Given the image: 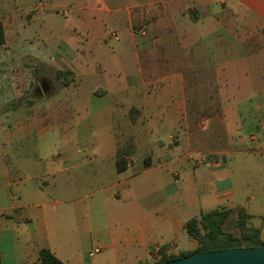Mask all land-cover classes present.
<instances>
[{
	"label": "crops",
	"instance_id": "crops-1",
	"mask_svg": "<svg viewBox=\"0 0 264 264\" xmlns=\"http://www.w3.org/2000/svg\"><path fill=\"white\" fill-rule=\"evenodd\" d=\"M65 1L0 0L6 35L0 46V264H40L43 249L63 264H154L163 247L171 255L181 238L194 241L188 221L218 210L237 219L241 212L248 231H258L264 242V50L248 44L264 29V0H168L171 30L139 41L127 31L112 37L103 20L95 33L83 35L79 27L89 22L85 11L127 16L129 0L118 9L109 0ZM189 6L208 15L214 7L218 32L209 25L197 33L203 20L183 15ZM61 8L68 9L64 22ZM68 32L75 36L70 42ZM166 38L173 41L165 52ZM32 39L56 55L55 67L22 49L14 58L12 47ZM182 39L189 40L184 64L196 73L193 82L181 74ZM159 48L178 56L177 72L149 78L141 68L136 78H119V61L112 69L96 56L104 49L112 56L132 52L141 63L143 54ZM36 62L44 74L71 71L74 77L48 97L60 102L46 104V112L36 97L24 100ZM18 63L28 68L26 83L18 80ZM205 67L218 72L207 85L197 79ZM85 75L98 82L82 94ZM73 90L74 107L57 99ZM95 98L124 117L122 131L106 142L63 144L66 120L90 113L86 101ZM130 144L128 167L119 172L118 151ZM91 183L96 191L86 192ZM256 219L263 223L251 228ZM96 249L101 252L91 257Z\"/></svg>",
	"mask_w": 264,
	"mask_h": 264
},
{
	"label": "rangeland",
	"instance_id": "rangeland-1",
	"mask_svg": "<svg viewBox=\"0 0 264 264\" xmlns=\"http://www.w3.org/2000/svg\"><path fill=\"white\" fill-rule=\"evenodd\" d=\"M24 2L27 3H39L40 0H23ZM110 3H113V8L118 9V8H124L125 5L127 4L128 0H109ZM145 1L146 4H144ZM168 0H129L128 5L125 7L127 9V16L131 15L132 22L127 24V16H125L123 13H118V12H113L112 14H96V16H91V14H88L86 11L83 13L87 18H89V22H83L81 25H79L80 28L83 30V35L87 32L90 34L92 32L97 31V24L100 25L102 20L105 22V25H107L108 31L112 37L120 38V33L121 34H126V31L131 33L134 39L137 41L145 38H149L152 36H156L158 33L165 32L168 30H171V24L168 23L167 14L168 11ZM65 4L67 3V0L64 2ZM172 5L170 4V8ZM68 11V9L61 8L58 19L62 22H64V18L61 17L63 11ZM183 11V15L186 13L190 14L192 19H202V23L198 25L197 29L195 31L198 32H203L205 28L209 27V25H212L214 28V33L218 32L219 28V23L216 20V15L218 14L217 12H214V7L211 9V14L208 15V11L204 9L203 7H200L199 9H196V7H186ZM95 18V19H94ZM207 20V21H206ZM212 20L213 23L210 21ZM216 21V22H215ZM188 25V26H187ZM186 29L188 32L190 31L188 29L189 24H186ZM146 27V35H142L140 33V30ZM127 28V30H126ZM211 28V30H212ZM121 31V32H120ZM222 32V31H221ZM193 33V32H192ZM171 34V32H170ZM220 34V33H219ZM75 36L71 35L70 32L67 33L66 38L67 40L72 41ZM167 43L166 47L164 48V51L166 52L172 46V38H166L164 39ZM19 41L18 39L15 40V43ZM33 42L28 41L26 44L23 46L17 45L15 48L12 47L13 49V55L14 58L17 56L15 53L17 51H20L22 49L23 51H27L28 53H34L38 56H40L43 59V62L48 64L49 66L55 67V63L51 60V58H55L56 55L53 53H46V46L44 45V41L42 40H33ZM125 41V42H124ZM127 40L123 39L124 44L126 43ZM214 41H217V38L214 36ZM114 41L110 43V45H114ZM253 49L257 51L259 50H264V29L260 30L255 34V37L252 38L249 43H248ZM181 51H180V56L179 58L181 59V74L182 76L186 77V80L189 82L195 81L196 78V73H193V70H190V68L187 67L186 64L188 62L189 58V40L188 39H182L181 40ZM103 50V49H101ZM254 50V51H255ZM112 52V51H111ZM163 53L160 48L155 52V53H150L149 54H143L142 55V61L141 63L137 60V56L134 55L132 52L131 53H126V54H119V55H111L106 49L103 51H97L96 56L102 57L104 61H106V65L112 69H115V66L117 63L115 62L116 60L121 63L123 66L124 73H122V76L119 78H122L123 75H133L135 78L138 76L137 73H139V69L143 68L144 69V74L146 77L151 78L152 76L156 75H164L165 73H170V72H177L178 71V64L175 63L176 58L178 56H174L173 54L169 53ZM42 53V54H39ZM176 53V52H175ZM100 55V56H99ZM114 58H112V57ZM69 56L68 58L70 59ZM93 57V56H92ZM18 62V61H17ZM202 62V61H201ZM36 66L34 70L33 77L31 78L29 75L28 68L22 66L21 64L16 66L17 68V74H18V80L21 83H26L22 78L24 75L27 74V79L32 80L31 87L28 91V93L25 95L24 100H29V99H35L36 97V102H37V107L38 108H43L41 112H46L44 110L46 104L53 102L56 100L55 98L49 99L48 97H51L55 95L61 87H64L65 83H71L72 80H74V77L72 75L65 76L66 79H64L63 83L59 82L57 78V72L53 70L50 73L44 74L42 71V68L44 65H40V63H35ZM114 67V68H113ZM122 70V72H123ZM19 71V73H18ZM197 72V71H196ZM121 73V72H120ZM217 70L215 68L213 69H207L205 67V70H202L198 75L200 77L201 81L200 83L203 85H207L210 82H215L217 80ZM83 81V87H80V90H82V94L87 92L89 89H92V87L95 85L96 81L98 80V77H93V76H83L80 78ZM196 79V80H197ZM199 79V80H200ZM45 81L47 84H50V89L46 94H43L42 91L38 92V90H41V83ZM98 82V81H97ZM44 96H46L44 99H42ZM82 96V95H81ZM76 93L73 90L72 92L66 93V96L64 97H57V99H62V104L64 105H70V106H75V100H76ZM41 99V100H39ZM60 100H56L53 105L56 103H59ZM86 105H89L90 107V113L88 111H85L84 113H81L80 115L74 116V118H69L66 120L67 124H64V128L61 133V140L63 144H73L77 147L80 146H85L88 143H97V142H106L109 140L111 135H115L117 132L122 131L124 128V117L119 116L117 110H113V104L110 102H106L105 99L103 100H98V99H92L90 101H86ZM103 107V108H102ZM107 107V110L110 109L112 112L105 113L103 118H96L100 110H105ZM120 110V109H119ZM49 112V110H47ZM118 113V114H117ZM134 115V114H133ZM85 123V124H84ZM53 138V137H52ZM54 139V138H53ZM37 142V138H36ZM57 143L56 140H54L53 143ZM79 145V146H78ZM131 145V144H130ZM12 158V156H11ZM92 187V188H91ZM88 191L86 192H91L93 193L96 191V187L94 186V183H91V186L88 184L87 185ZM263 223V219H256L252 222L251 228H260L261 224ZM224 231L231 233L235 237H241L242 233L244 232L245 234L248 233V228L247 225L243 226V228H240L238 226V219L234 214H231L228 219L226 220L224 226H223ZM243 229V230H241ZM243 231V232H242ZM201 234L204 236L205 231L201 229ZM259 246V247H258ZM256 248H260L261 245H258ZM201 248V243L197 240H194L193 242L190 241L187 237L181 238L179 241V247L175 252H173L171 255L173 256H178L181 254L185 253H194ZM160 260V259H159Z\"/></svg>",
	"mask_w": 264,
	"mask_h": 264
},
{
	"label": "trees",
	"instance_id": "trees-1",
	"mask_svg": "<svg viewBox=\"0 0 264 264\" xmlns=\"http://www.w3.org/2000/svg\"><path fill=\"white\" fill-rule=\"evenodd\" d=\"M6 43V35L2 22H0V46ZM72 75L71 71H59L57 73V78L59 81H64L65 76ZM68 86L69 83H65ZM133 153V146H127L126 148L119 150L117 155V170L123 172L128 167V161L126 156ZM232 214L231 211H213L210 213L202 214L200 218H194L187 222L185 228L187 234L193 240H197L201 243V248L205 252L219 251L222 250L225 243H228L231 248H239L246 241L251 242L252 247H257L261 245L264 247V242L260 239L258 231L250 230L247 234L243 231L241 237H235L231 233L224 231L223 226ZM238 226L243 228L246 225V217L240 212L238 216ZM201 229L205 231L204 236L201 234ZM243 230V229H241ZM259 247V246H258ZM168 247L162 248L160 254L161 258L154 264H166L173 260L191 256L194 253H185L178 256L168 255ZM40 264H63L58 260L50 250L43 249L40 252Z\"/></svg>",
	"mask_w": 264,
	"mask_h": 264
},
{
	"label": "water",
	"instance_id": "water-1",
	"mask_svg": "<svg viewBox=\"0 0 264 264\" xmlns=\"http://www.w3.org/2000/svg\"><path fill=\"white\" fill-rule=\"evenodd\" d=\"M50 89L45 81L41 83V90L46 94ZM166 264H264V247H252L251 242L246 241L239 248H231L228 243L222 250L205 252L202 249L191 256L182 257Z\"/></svg>",
	"mask_w": 264,
	"mask_h": 264
},
{
	"label": "built area",
	"instance_id": "built-area-1",
	"mask_svg": "<svg viewBox=\"0 0 264 264\" xmlns=\"http://www.w3.org/2000/svg\"><path fill=\"white\" fill-rule=\"evenodd\" d=\"M145 31H146V27H144L143 29H141V30H140V33H142V35H146ZM0 224H1V222H0ZM100 252H101L100 249H96L94 252L90 253L89 255H90L91 257H93V256H95L96 254H99ZM156 258H159V252H157V256H156Z\"/></svg>",
	"mask_w": 264,
	"mask_h": 264
}]
</instances>
